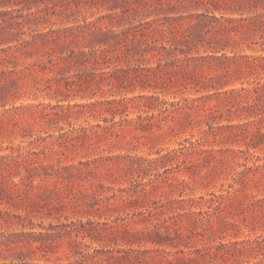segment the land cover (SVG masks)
Instances as JSON below:
<instances>
[{"label": "rangeland", "instance_id": "374dc122", "mask_svg": "<svg viewBox=\"0 0 264 264\" xmlns=\"http://www.w3.org/2000/svg\"><path fill=\"white\" fill-rule=\"evenodd\" d=\"M0 264H264V0H0Z\"/></svg>", "mask_w": 264, "mask_h": 264}]
</instances>
